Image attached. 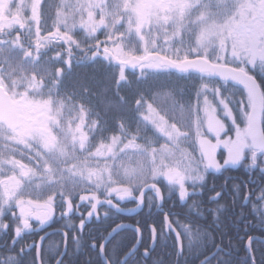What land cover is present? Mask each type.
Segmentation results:
<instances>
[{
    "label": "rangeland",
    "instance_id": "rangeland-1",
    "mask_svg": "<svg viewBox=\"0 0 264 264\" xmlns=\"http://www.w3.org/2000/svg\"><path fill=\"white\" fill-rule=\"evenodd\" d=\"M9 1L0 0V31L15 24V20L6 19ZM12 1L17 4L13 5L17 10H11L13 15L31 13V26L22 25L34 41L45 45L50 37H58V28L48 36L42 34L45 22L38 15L42 0ZM74 5L78 20L69 13L62 37H71L76 29L90 39L102 35L123 48L127 58L158 52L182 60L207 51L213 60L223 48L243 54L240 58L226 57L233 63L264 61V53L247 51L253 45L264 49V0H74ZM150 78L163 86L159 89L161 98L151 103L140 101L141 125L123 122L118 132L108 133L106 139L102 134L105 128L100 129L94 121L89 124L83 117L67 123L60 120L64 109H76L63 98L21 94L16 99L21 104L20 127L11 133L0 126L1 145L6 148L0 154V179L8 175L13 179L16 174L21 177L16 183L25 187L59 184L104 190L111 195L162 178L168 188L183 194L186 181L199 179L203 166L218 168L219 152L223 157L234 153L245 157V148L250 146L246 134L249 99H241L231 108L220 91L207 83L189 82L179 75ZM44 84L35 79L31 87L42 90ZM176 89L179 97L174 95ZM227 92L231 96L241 90L232 86ZM257 158L264 168V153ZM13 185L0 183V197L10 187H18Z\"/></svg>",
    "mask_w": 264,
    "mask_h": 264
},
{
    "label": "flooded vegetation",
    "instance_id": "flooded-vegetation-1",
    "mask_svg": "<svg viewBox=\"0 0 264 264\" xmlns=\"http://www.w3.org/2000/svg\"><path fill=\"white\" fill-rule=\"evenodd\" d=\"M220 45H223V42ZM252 47L253 49L247 51L252 54L264 53V49H258L256 45ZM207 54L205 51L201 56L206 57ZM215 55L240 58L243 54L221 48ZM18 104L20 111L21 104ZM0 126L11 133L16 132L8 129L3 123H0ZM1 143L0 139V154L6 150ZM9 152L14 154L11 148ZM221 152L216 157L219 163L217 169H207L203 166L199 179L193 182L188 179V193L179 194V200L188 201V209L184 212L178 210L171 193H163L164 203L161 208L155 191L151 190L145 196L144 208L132 216L122 214L110 204H102L96 214L92 213L99 201L113 202L123 211L136 206L138 202L134 199H121L120 196H137L144 185L137 193L131 190L127 193L112 192L109 195L108 191L106 194L104 190L101 192L80 186L70 188L47 184L40 188L25 187L18 184L21 177L16 174L13 179L10 175L1 178L0 183L3 185L13 182V186L18 187H10L8 192L0 197V264H177L180 261L179 255L184 259L186 254L182 234L184 229L188 233V228L193 227L195 223L193 220H201L196 227L209 230L210 225L203 220L213 212L217 213L223 233L222 239L227 237V240H231L234 236L228 233H239L241 230L254 232L257 211L261 207L264 209V196L256 194L257 155L262 153L253 150L251 145L249 150L245 148L244 158L236 153L223 157ZM24 163L22 165L26 169ZM209 171H216L220 180L219 193L206 196L211 200L215 199L212 202L199 193L194 194L198 192L194 186L202 182ZM258 199L260 202H257ZM198 212L201 216L196 215ZM166 215L182 238L181 250L176 234L166 226ZM153 218L160 220L163 227L156 226L151 221ZM230 220L232 225H229ZM126 223L135 227L119 229L105 244L110 232L116 226ZM153 231L157 236L154 246ZM254 236L260 239L252 240L249 246L253 241L264 242V236L257 234L250 235L247 242ZM172 240L175 245L170 243ZM222 244L223 242L215 252H219L220 261H225L230 253L225 251ZM186 245L187 264H192L194 260L199 261V264L208 263L210 257L193 252L194 243L187 242ZM135 246V252L126 258ZM173 246L177 251L176 257H167L170 252H167L166 256V248Z\"/></svg>",
    "mask_w": 264,
    "mask_h": 264
},
{
    "label": "trees",
    "instance_id": "trees-1",
    "mask_svg": "<svg viewBox=\"0 0 264 264\" xmlns=\"http://www.w3.org/2000/svg\"><path fill=\"white\" fill-rule=\"evenodd\" d=\"M41 3L43 4H40L38 15L43 17L40 18V21L45 22L42 34L48 36L58 28L60 31L57 33L58 37H50L45 45L34 41L26 28L33 23L31 13L26 14L25 17L27 18L20 15L16 16L18 13L13 15L11 10H17L13 6L17 4L12 0L9 1L5 11L6 19L15 20V26L3 27L0 31V84L15 100L24 93L30 97L39 95L52 100L63 98L70 102L68 104H72L76 109L74 111L64 109L60 113L59 119L64 123L78 117H83L89 124L94 121L100 129L105 128L102 130L104 139L109 138L108 133L111 135L117 133L118 127L123 122L141 125L139 103L140 101L151 103V101L155 102L161 98L159 89L163 86L159 87L157 82L150 78V76L161 74L184 76L187 81L189 79V82L199 84L207 83L217 92L220 91V96L231 108L237 107L236 102L241 101V99L243 101L248 100L244 88L232 82L215 79L208 74L194 71L181 73L168 67H159L157 63L144 64L133 71H128L125 66L116 62L117 58H127L123 53V48L118 47L117 43L115 46V42L106 37L98 35L90 39L79 29H76L71 37H62L66 35L64 27L69 13L73 12L75 21L78 20L74 0H42ZM32 6L31 3L29 7ZM22 22L27 25H22ZM209 56L206 58L210 59ZM227 56L215 55L216 59L213 61L246 70L257 78L264 93V61L256 60L252 64L233 63V60L226 58ZM35 79L44 82L45 89L31 87ZM232 86L240 88L241 92L230 96L227 91ZM182 90L184 91L183 88ZM174 95L179 97L177 89ZM63 105L67 104L64 103ZM246 108L248 112L249 103ZM256 170L258 176L256 194L264 196V168L261 161H258ZM154 183L162 187L164 194L171 193L174 196L178 210L183 212L186 210L188 201L179 200V191L168 188L162 178L155 180ZM122 184L130 186L128 182H122ZM219 185V174L216 171H209L203 181L194 186V189H198V192H194V194L199 193L206 200L215 201V199L211 200L206 196L217 195ZM141 187L135 188L133 192L137 193ZM186 192L188 193V183ZM257 202H260V199ZM196 215L201 216L199 212ZM205 218L203 221L210 225L209 230L196 227L201 220H193L195 223L193 227H190L191 229L188 228V233L185 229L184 233L182 232L186 254L184 259L179 255L180 261L177 264L188 263L187 242L194 243L193 252L210 257L207 264H264V242L253 241L249 247L246 244L247 239L252 234L264 236V209L262 207L257 211L254 232L241 230L239 233H228V235L234 236L231 240H227V237L222 239L223 233L216 212L210 213ZM151 221L156 226L163 225L156 218ZM229 225H232L231 220ZM176 226L180 227L178 224ZM221 242L224 244L225 251L230 253L225 261H220L219 252H215ZM170 243L175 245L174 240ZM167 252H170L169 256H167ZM165 255L175 258L177 255L175 246L166 248ZM192 264H199V261L194 260Z\"/></svg>",
    "mask_w": 264,
    "mask_h": 264
},
{
    "label": "water",
    "instance_id": "water-1",
    "mask_svg": "<svg viewBox=\"0 0 264 264\" xmlns=\"http://www.w3.org/2000/svg\"><path fill=\"white\" fill-rule=\"evenodd\" d=\"M116 62L119 65H124L128 71H133L135 68H138L144 64H148L151 62H159L161 66L168 67L173 71L181 73L194 71L201 74H208L215 79L225 82H232L244 88L250 101L246 133L253 150H257L260 153H264V129L262 123L264 114V93L257 78L252 74L248 73L246 70L229 64L216 63L204 56L185 58L182 60H174L158 52L147 53L143 56L133 55L126 59L117 58ZM0 123L5 124L10 130H16L20 127L19 104L16 100L12 98L10 93L2 85H0ZM151 190L155 191L159 200V206L162 208L164 203V195L161 187L156 183H148L142 187L137 196H120L121 199H134L138 202L136 206L131 207L129 209H125L123 211L116 204H113V202L99 201L98 204L92 209V213L96 214L102 204H110L113 208L117 209L122 214L132 216L134 214L139 213L144 208L145 196ZM165 223L166 226L168 228H171L176 234L178 238L179 250H181L182 238L177 229L175 228L174 224L170 222L167 215L165 216ZM125 227L133 228L135 226L129 223L120 224L116 226L106 238L105 244L119 229ZM255 239L260 238L255 236L250 238L247 242V246H249L250 242ZM156 241V232L153 231L152 246L155 245ZM139 242L140 240L138 241V244ZM137 246H135L134 249L131 250V252L126 256V258L131 256L135 252Z\"/></svg>",
    "mask_w": 264,
    "mask_h": 264
}]
</instances>
